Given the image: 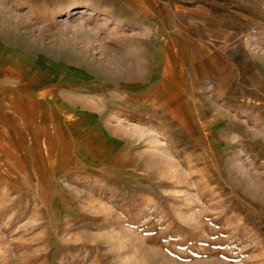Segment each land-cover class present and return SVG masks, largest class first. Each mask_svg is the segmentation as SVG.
<instances>
[{"label":"rangeland","instance_id":"1","mask_svg":"<svg viewBox=\"0 0 264 264\" xmlns=\"http://www.w3.org/2000/svg\"><path fill=\"white\" fill-rule=\"evenodd\" d=\"M104 1L0 0V264H264V16L252 100Z\"/></svg>","mask_w":264,"mask_h":264},{"label":"crops","instance_id":"2","mask_svg":"<svg viewBox=\"0 0 264 264\" xmlns=\"http://www.w3.org/2000/svg\"><path fill=\"white\" fill-rule=\"evenodd\" d=\"M253 2L250 10L251 0H105L107 10L102 11L141 28L136 38L163 49L161 60L153 53L148 62L192 65L191 73L184 65V73L207 80L227 97L241 93L238 81L244 76L248 97L256 100L252 94L260 89L262 70L250 50H242L240 41L252 20L264 16V1Z\"/></svg>","mask_w":264,"mask_h":264},{"label":"bare ground","instance_id":"3","mask_svg":"<svg viewBox=\"0 0 264 264\" xmlns=\"http://www.w3.org/2000/svg\"><path fill=\"white\" fill-rule=\"evenodd\" d=\"M136 4V3H135ZM134 4V5H135ZM137 7V6H136ZM152 12V11H151ZM132 61V60H131ZM132 73V72H131ZM129 78H132V76L131 77H129ZM124 84V86H126V87H130V86H133V85H137L138 83H136V84H133V83H130V82H126L125 81V83H123ZM133 84V85H132ZM153 93L154 94H158L159 96H158V100H160V102L159 103H162L161 101H163L161 98H164V95H162L159 91H157V92H154L153 91ZM152 94V91L150 92V95ZM157 99L156 98H154V101H156ZM162 105H163V103H162Z\"/></svg>","mask_w":264,"mask_h":264}]
</instances>
